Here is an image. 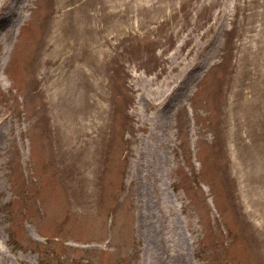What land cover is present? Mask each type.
I'll return each mask as SVG.
<instances>
[{
  "label": "rangeland",
  "instance_id": "374dc122",
  "mask_svg": "<svg viewBox=\"0 0 264 264\" xmlns=\"http://www.w3.org/2000/svg\"><path fill=\"white\" fill-rule=\"evenodd\" d=\"M19 4L0 264H166L162 222L188 264H264V0Z\"/></svg>",
  "mask_w": 264,
  "mask_h": 264
},
{
  "label": "bare ground",
  "instance_id": "6f19581e",
  "mask_svg": "<svg viewBox=\"0 0 264 264\" xmlns=\"http://www.w3.org/2000/svg\"><path fill=\"white\" fill-rule=\"evenodd\" d=\"M22 8V6H20L19 4V0H11L9 2V4L6 6L4 11H0V42H4V35L6 32V29H12V34L16 35L17 33V27L19 26L20 21L22 20V16L20 14V9ZM16 27V28H15ZM5 31V32H3ZM13 44V41H11L8 45L4 44L3 46V55L1 56V60H0V69L3 70L5 69V57H6V53L9 52V50L11 49V45ZM70 57H72V54H68L66 56H61V55H56L53 56L49 59V61L51 62H55L58 61L59 62V66L65 68L67 66V59H69ZM209 56L203 57V59L201 61H199V64H197L196 68L197 70H201L204 66H206L207 63H209ZM186 88L189 87L188 83L186 84ZM172 89V88H171ZM170 92V87L168 89H166L163 94H165L167 96V93ZM88 144V142H84L83 144H72L69 143V148L67 149V159H69V162L71 160L70 154L73 149H80L82 148V145H84V147H86V145ZM74 152V150H73ZM63 153V152H62ZM74 155V154H73ZM85 161V159H84ZM71 163V162H70ZM150 224V223H149ZM164 226L165 223L162 222L161 223V232H162V241H161V247L159 246L158 243V248L162 249V251L165 253V255L167 254L168 250V243L171 242V244L173 246H175V249H173L174 251L171 252V254L168 256V261H166V264H188L186 258L184 257V254L182 252H180L179 248L181 246V242H182V237L180 236L179 232H178V226L176 223H174L170 228H169V238H164ZM154 232V231H153ZM151 242L156 244V239L155 237H151ZM161 251V250H160ZM3 264L4 261L2 260ZM157 264V263H156Z\"/></svg>",
  "mask_w": 264,
  "mask_h": 264
}]
</instances>
